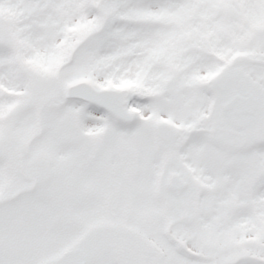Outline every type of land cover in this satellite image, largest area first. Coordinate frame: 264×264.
<instances>
[{"label":"snow or ice","instance_id":"snow-or-ice-1","mask_svg":"<svg viewBox=\"0 0 264 264\" xmlns=\"http://www.w3.org/2000/svg\"><path fill=\"white\" fill-rule=\"evenodd\" d=\"M0 264H264V0H0Z\"/></svg>","mask_w":264,"mask_h":264}]
</instances>
